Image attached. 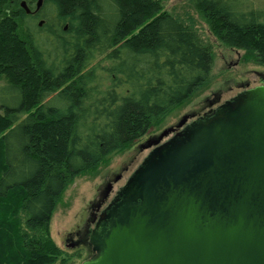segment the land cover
Instances as JSON below:
<instances>
[{"label":"trees","instance_id":"trees-1","mask_svg":"<svg viewBox=\"0 0 264 264\" xmlns=\"http://www.w3.org/2000/svg\"><path fill=\"white\" fill-rule=\"evenodd\" d=\"M224 46L264 68L243 0H190ZM0 0V264H53L68 185L124 152L210 80L213 54L158 0ZM43 23H40V22Z\"/></svg>","mask_w":264,"mask_h":264},{"label":"water","instance_id":"water-1","mask_svg":"<svg viewBox=\"0 0 264 264\" xmlns=\"http://www.w3.org/2000/svg\"><path fill=\"white\" fill-rule=\"evenodd\" d=\"M190 118L146 143L84 264H264V83Z\"/></svg>","mask_w":264,"mask_h":264},{"label":"rangeland","instance_id":"rangeland-1","mask_svg":"<svg viewBox=\"0 0 264 264\" xmlns=\"http://www.w3.org/2000/svg\"><path fill=\"white\" fill-rule=\"evenodd\" d=\"M162 10L193 26L198 36L210 47L213 54V67L208 83L181 107L174 111L159 126L149 129L140 139L134 141L124 152L113 156L107 162L99 165L92 172L80 175L70 182L60 202L50 219L48 228L50 238L61 251L57 262L53 264H82L87 259L83 248L70 247L67 242L68 234L81 230L92 213V204L99 199L105 186L118 174L121 180L113 183L111 198L119 186L125 184L127 178L140 165L147 150L140 146L148 140L160 135L164 130L175 126L183 116L200 112L206 107V101L215 95L221 101L229 99L238 92V88L248 83L254 86L260 83L258 74L264 76V68L243 61V52L228 48L220 43L202 21L190 0H158ZM242 11L258 12L264 21V0H243ZM0 79V87L4 85Z\"/></svg>","mask_w":264,"mask_h":264},{"label":"flooded vegetation","instance_id":"flooded-vegetation-1","mask_svg":"<svg viewBox=\"0 0 264 264\" xmlns=\"http://www.w3.org/2000/svg\"><path fill=\"white\" fill-rule=\"evenodd\" d=\"M41 6L42 5L40 4V6L38 7L37 3H35L33 9L29 10L28 15L40 17ZM40 23H43V22L41 21ZM258 77L260 80L259 84L254 85V86H250L248 83L243 84L238 88V92L234 96H231L227 100L232 99L233 97H235L236 95H238L239 93H241L245 90L254 89L257 87H262V85L264 83V76L258 74ZM227 100L221 101L220 96L215 95L212 100L206 101V107L207 108L204 107L200 112H196V113L191 114L193 116V118H190L187 121L186 125L190 124L191 122L197 120L200 117L207 116V115L211 114L215 109H217L222 103H224ZM173 135H174V133L169 135L167 138L163 139V141L161 143L165 142L167 139L171 138ZM152 139H150V140H152ZM150 140H148V141H150ZM146 143L140 146L141 150H147L148 151L147 155L144 157V159L142 160L140 165L143 163V161L146 159V157L151 153V151L155 148V146H151L150 148H145ZM134 172H135V170L132 172V174H130V176L127 178L126 182L133 175ZM121 177H122V175L118 174L112 180L113 182H108L106 184V186H105L106 188L100 194L99 199L92 204V213L90 214V218L83 225V228L81 230H77L75 232H72L71 234H68L67 242H68V245L70 247L83 248L85 250V252H87V259L82 264L91 263V262L97 260L99 255H100L98 250H97V247H96L95 237L97 236L96 234H97L98 229L101 227V224H102V221L105 217V213H106L107 208L117 198L120 190L126 184V182H125L124 185L119 186L118 189L115 191V194L111 198H109L110 194L113 191V183L119 182L121 180Z\"/></svg>","mask_w":264,"mask_h":264}]
</instances>
